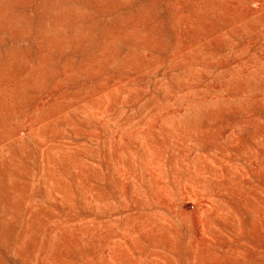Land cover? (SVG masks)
<instances>
[{"label": "rangeland", "instance_id": "1", "mask_svg": "<svg viewBox=\"0 0 264 264\" xmlns=\"http://www.w3.org/2000/svg\"><path fill=\"white\" fill-rule=\"evenodd\" d=\"M0 264H264V0H0Z\"/></svg>", "mask_w": 264, "mask_h": 264}]
</instances>
